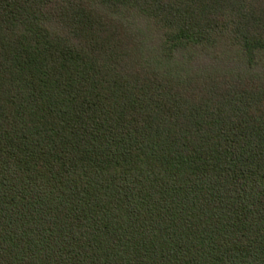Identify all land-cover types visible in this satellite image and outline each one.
Returning <instances> with one entry per match:
<instances>
[{"label": "trees", "instance_id": "trees-1", "mask_svg": "<svg viewBox=\"0 0 264 264\" xmlns=\"http://www.w3.org/2000/svg\"><path fill=\"white\" fill-rule=\"evenodd\" d=\"M0 264H264V0H0Z\"/></svg>", "mask_w": 264, "mask_h": 264}, {"label": "rangeland", "instance_id": "rangeland-1", "mask_svg": "<svg viewBox=\"0 0 264 264\" xmlns=\"http://www.w3.org/2000/svg\"><path fill=\"white\" fill-rule=\"evenodd\" d=\"M144 31V30H143Z\"/></svg>", "mask_w": 264, "mask_h": 264}]
</instances>
